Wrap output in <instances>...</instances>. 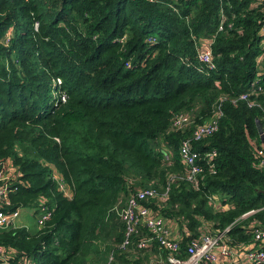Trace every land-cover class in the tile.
<instances>
[{
	"label": "trees",
	"instance_id": "16d2710c",
	"mask_svg": "<svg viewBox=\"0 0 264 264\" xmlns=\"http://www.w3.org/2000/svg\"><path fill=\"white\" fill-rule=\"evenodd\" d=\"M263 6L0 0V160L15 167L11 203L0 209L31 207L36 218L44 203L51 211L42 225L0 228L8 264L20 256L35 264H104L109 249L108 264H148L152 252L165 251L156 242L119 249L124 226L111 210L147 186L158 195L143 202L186 229L182 246L204 226L211 232L229 226L233 246L264 248L252 236L253 224L264 220V167L254 149L264 88L249 96L259 105L233 101L264 77ZM220 10L225 23L217 30ZM210 36L215 68L206 71L198 53ZM223 95L217 130L192 140L203 167L194 185L179 145ZM179 112L191 121L176 129ZM210 196L220 198L218 205Z\"/></svg>",
	"mask_w": 264,
	"mask_h": 264
},
{
	"label": "built area",
	"instance_id": "2783aa9c",
	"mask_svg": "<svg viewBox=\"0 0 264 264\" xmlns=\"http://www.w3.org/2000/svg\"><path fill=\"white\" fill-rule=\"evenodd\" d=\"M253 1L264 3V0ZM219 15L220 20L217 30L223 29L225 23L224 11L220 10ZM35 26H37V21L35 22ZM262 30H264V25L262 26ZM211 42L212 37L210 36L198 53V58L204 64L206 71L215 68V64L211 58ZM263 88L264 77H255L250 82L248 89L243 90L233 101L245 100L250 106L259 105L258 102L249 99V96L250 94L260 92ZM225 98L223 95L220 100L214 103L213 114L210 118L193 127L191 135L183 138L179 145V154L187 167L186 179L194 182V185L197 181V175L202 172L203 167L199 162L200 153L192 146V140H200L217 130L219 118L222 114V101ZM62 99H64V96H62ZM190 121L188 113L179 112L174 116L172 125L174 128L180 129L187 126ZM259 134L261 141L254 146L255 156L257 158V165L264 167V122L259 127ZM214 154L215 151H210L206 155L210 157ZM165 156L169 157L168 154ZM14 171L15 167L9 159L0 160V206H9L11 203L8 193L11 189L15 188L12 184L14 179H11L13 177L11 174ZM53 177L57 181L59 188L65 191L66 186L62 177L56 174ZM155 195H158L156 188L151 186L142 187L130 194L123 205L116 204L111 208V210L117 213L124 226V237L118 244L119 249L130 250V245L134 244L137 249L141 250L150 247L152 242H156L165 251V256L158 262H149L148 264H232L234 260L243 262L244 264H264V248L261 246V243L253 246H245L246 244H243L240 245L239 249H236L229 241L227 234L229 226L216 232L205 229L199 236L190 238L185 246H182L180 239L174 236L168 226V219L143 202L144 199ZM210 200L212 201L211 196ZM212 202L218 205V201ZM37 208L39 212L36 217V223L42 225L50 216L51 211L44 203L38 204ZM255 210L257 209H249L242 213L240 217L243 218L255 212ZM19 213L20 208L8 212L0 209V228L9 225L17 226L15 219ZM143 228H145V232L142 231ZM137 236L138 238L136 239ZM252 236L253 242L264 241V220L253 224ZM113 255V250H111L106 264L110 262ZM10 257V250L0 244V264H8ZM16 264H35V262L29 257L20 256Z\"/></svg>",
	"mask_w": 264,
	"mask_h": 264
},
{
	"label": "crops",
	"instance_id": "0c3cea01",
	"mask_svg": "<svg viewBox=\"0 0 264 264\" xmlns=\"http://www.w3.org/2000/svg\"><path fill=\"white\" fill-rule=\"evenodd\" d=\"M56 175L60 176L58 173H55ZM30 214H32L33 212L30 210L29 211ZM20 214V213H19ZM35 217V216H34ZM168 226L170 227L172 233L174 234V236H176L178 239H183L184 238V235L187 234L186 232V229L185 228H181L180 226H178V223L170 218H168ZM15 223L16 224H19V225H25V226H28V227H32L35 223H36V218H34V224L33 225H28L24 222H21L20 220H18V217L15 219ZM191 237V236H190ZM112 246H116L117 244H113L111 243ZM245 247V246H243ZM236 249H239L240 246L238 247H235ZM243 249V248H242ZM240 251V250H239ZM163 257L160 255V253L158 252H152L149 256H148V263L149 262H158L159 260H161ZM244 264L243 262H240V261H237V260H234L232 262V264Z\"/></svg>",
	"mask_w": 264,
	"mask_h": 264
},
{
	"label": "rangeland",
	"instance_id": "374dc122",
	"mask_svg": "<svg viewBox=\"0 0 264 264\" xmlns=\"http://www.w3.org/2000/svg\"><path fill=\"white\" fill-rule=\"evenodd\" d=\"M212 198V201L216 202V201H220V198L218 197H214V196H211ZM31 210V207H21L20 208V214L18 215V220H20L21 222H24L28 225H33L34 224V216L33 214H30L29 211ZM17 218V217H16ZM16 225H19V224H16ZM206 226L203 227V230H205ZM105 244V242H104ZM102 247H103V243L100 244ZM106 245V244H105ZM110 253H111V249H109L106 254H105V261H104V264H106L109 260V257H110ZM162 257L165 256V254H160ZM113 259V258H112ZM111 259V260H112ZM114 261H112L113 263ZM111 263V264H112Z\"/></svg>",
	"mask_w": 264,
	"mask_h": 264
}]
</instances>
